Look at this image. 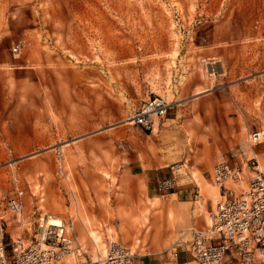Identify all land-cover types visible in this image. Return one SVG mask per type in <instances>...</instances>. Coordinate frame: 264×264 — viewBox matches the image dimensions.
Returning <instances> with one entry per match:
<instances>
[{
	"label": "rangeland",
	"instance_id": "1",
	"mask_svg": "<svg viewBox=\"0 0 264 264\" xmlns=\"http://www.w3.org/2000/svg\"><path fill=\"white\" fill-rule=\"evenodd\" d=\"M199 92V103L172 104ZM156 96L172 107L155 133L174 116L186 134L168 150L176 188L199 185L198 209L211 198L214 213L222 159L245 166L244 189L255 176L247 159L257 155L264 171V144L248 142L264 130V0H0V217L10 254L18 238L35 243L50 218L72 228L77 260L104 255L110 242L135 261L186 245L171 240V191L127 170L139 149L166 153L131 123Z\"/></svg>",
	"mask_w": 264,
	"mask_h": 264
},
{
	"label": "built area",
	"instance_id": "2",
	"mask_svg": "<svg viewBox=\"0 0 264 264\" xmlns=\"http://www.w3.org/2000/svg\"><path fill=\"white\" fill-rule=\"evenodd\" d=\"M172 104L164 97L156 96L143 103L133 121L145 131H154L157 122L167 117ZM249 145L264 144V130L252 131ZM239 153H233V158ZM251 163V164H250ZM255 176L247 189L244 184L245 166L222 159L214 168L212 180L222 191V200L205 230H192L187 235L193 261L196 264H225L233 253L240 264H264V171L257 155L246 160ZM177 187L176 178L160 181L163 193ZM239 188H242L240 191ZM200 198L199 193H195ZM17 214L22 213V203L10 202ZM41 231L35 243L27 246L22 238L12 243L8 251L5 224L0 217V264H136L134 254L117 242H110L104 255L77 260L83 248H75L69 226L52 225L42 219ZM75 260V261H74ZM72 261V262H71Z\"/></svg>",
	"mask_w": 264,
	"mask_h": 264
},
{
	"label": "crops",
	"instance_id": "3",
	"mask_svg": "<svg viewBox=\"0 0 264 264\" xmlns=\"http://www.w3.org/2000/svg\"><path fill=\"white\" fill-rule=\"evenodd\" d=\"M205 97L206 95L204 92H199L186 97L174 95L172 99L174 103L172 104L188 103L189 101H192L195 104L201 102ZM181 128L184 127H177L176 118L172 116L166 121L159 123L156 133V127L152 133L145 132V137L152 140L154 145H156L157 140H159L162 144L161 150L166 151V153L160 154L159 149L156 146L151 150L147 149L143 151V149H139L138 157L132 159L127 167L129 173L133 174L139 172L144 175L146 174L147 179H152L157 183V190L159 189L160 181L175 178L173 177L174 172H171L168 168H170L173 163H176L177 160L168 153V150L170 151V147L173 145L175 134L179 136V140L186 139V134ZM176 184H178V181H176ZM195 193H199L200 198H196L194 196ZM220 194L222 200V191ZM203 196V189L199 185L182 188L178 187L169 193L168 198L172 199L173 202L168 205L166 215L171 216L170 218L175 223L176 229L172 234L171 240L182 238L194 229L205 230L209 227L211 224L209 216L214 211V202L211 198L204 200L202 206L198 209L197 202H199ZM170 211H172V213H170ZM183 240L189 241L190 236L187 235ZM188 250H190V246L186 244L185 246L177 247L173 250L166 249L161 253L142 255L137 261H135V263L196 264L193 261L191 252H188ZM225 264H240V262L235 255L231 253L228 255Z\"/></svg>",
	"mask_w": 264,
	"mask_h": 264
},
{
	"label": "bare ground",
	"instance_id": "4",
	"mask_svg": "<svg viewBox=\"0 0 264 264\" xmlns=\"http://www.w3.org/2000/svg\"><path fill=\"white\" fill-rule=\"evenodd\" d=\"M131 123H134V121L132 120ZM263 170V169H262ZM50 223L52 225H61L62 224V220L59 218H50ZM72 262V261H71Z\"/></svg>",
	"mask_w": 264,
	"mask_h": 264
}]
</instances>
